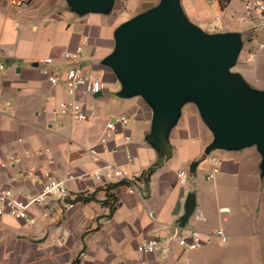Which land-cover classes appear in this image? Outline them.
Returning a JSON list of instances; mask_svg holds the SVG:
<instances>
[{"label":"crops","instance_id":"obj_1","mask_svg":"<svg viewBox=\"0 0 264 264\" xmlns=\"http://www.w3.org/2000/svg\"><path fill=\"white\" fill-rule=\"evenodd\" d=\"M159 1L113 0L78 11L68 0H0V188L22 197L38 191L49 172L71 194L70 206L49 198L31 207L33 222L0 216V264H264V150L257 144L216 147L218 135L191 96L156 133L155 108L141 94H126L125 81L108 64L119 54V28ZM233 1L177 4L186 22L203 31L220 15L214 32H242L228 71L239 76L245 92L264 95V30L254 10L240 19L247 14L244 0H238L237 21L228 23ZM78 47L80 55L70 63L64 53ZM46 57L61 75L77 65L102 81L96 94L77 92L85 120L51 113L67 95L62 82L52 85L38 70ZM118 115L127 118L125 127L104 130ZM106 164L127 178L92 175ZM189 193L195 206L183 227L219 228L226 239L214 237L186 251L175 245L166 258L142 252L144 238L166 236L180 225ZM78 194L88 199L74 200Z\"/></svg>","mask_w":264,"mask_h":264},{"label":"water","instance_id":"obj_2","mask_svg":"<svg viewBox=\"0 0 264 264\" xmlns=\"http://www.w3.org/2000/svg\"><path fill=\"white\" fill-rule=\"evenodd\" d=\"M78 11L101 9L113 0H68ZM116 58L111 68L125 81L126 94H141L167 126L181 99L193 97L207 124L217 133L216 147L257 144L264 150V95L247 93L236 74L238 44L221 32H206L184 19L177 0H160L117 32ZM195 206L193 193L179 217L184 226Z\"/></svg>","mask_w":264,"mask_h":264},{"label":"built area","instance_id":"obj_3","mask_svg":"<svg viewBox=\"0 0 264 264\" xmlns=\"http://www.w3.org/2000/svg\"><path fill=\"white\" fill-rule=\"evenodd\" d=\"M245 10L247 11L245 16H241L240 19L244 20L250 10H254L257 13V18L260 21L258 29L264 30V0H244ZM221 17L216 15L208 28V32H214L220 27ZM80 55L79 47L74 51H66L64 58L70 63L75 62ZM53 59L51 57L43 58L39 61L37 68L41 74L46 76L47 81L56 85L62 82L66 98L59 100L57 108L52 110L54 115H66L73 120H85L87 114L83 108L82 102L79 100L77 92L82 90L87 94H96L103 89L102 81L95 77L91 73H86L77 65H69L65 70V73L61 75L56 70L52 69ZM5 68V62L0 60V70ZM127 118L124 115L113 116L109 118L104 126V130L117 131L125 127ZM99 138L101 142L105 141L103 132ZM90 152H93L92 147L88 148ZM28 155V154H26ZM127 160H132L130 154L127 155ZM20 158H15L14 162H19ZM214 164H219L217 158H212ZM0 167H4V163L0 162ZM92 175L96 178L105 177L108 180H116L127 178L126 171L114 164H106L99 168H96ZM186 172L184 170H178V176L185 177ZM128 192H134V187L128 188ZM49 198H56L63 202L65 206L71 204L67 202V199L71 198L66 185L62 180H57L49 172L43 174V181L38 191L24 195L22 197H15L12 191L8 188H0V216L8 215L12 218L28 219L33 222V219L29 215V210L33 206L44 204ZM46 213H43L45 215ZM219 237L222 240L226 239L224 232L216 228L210 232H202L195 228L185 229L183 226L176 225L172 231L166 236L153 235L148 238H144L139 245V249L145 253H152L162 258H166L172 251L175 245L183 248L184 250H193L204 244L209 243L212 238ZM140 264H146L140 262Z\"/></svg>","mask_w":264,"mask_h":264},{"label":"rangeland","instance_id":"obj_4","mask_svg":"<svg viewBox=\"0 0 264 264\" xmlns=\"http://www.w3.org/2000/svg\"><path fill=\"white\" fill-rule=\"evenodd\" d=\"M221 0H219V3H220ZM222 4L224 5L225 3L222 2ZM233 4H236L237 6H231L230 7V12L226 14V19H227V22L228 23H231V22H235L237 21V18L241 15V10H242V4L237 0V1H233ZM240 4H241V7H240ZM226 5V4H225ZM107 6V5H105ZM246 25V24H244ZM225 34L231 36L238 44V51H240L241 49V46H242V41H243V38H242V32L241 31H225ZM235 64V62L233 63ZM180 248L181 250H184L183 248L179 247V246H175V248ZM186 251V250H184Z\"/></svg>","mask_w":264,"mask_h":264},{"label":"trees","instance_id":"obj_5","mask_svg":"<svg viewBox=\"0 0 264 264\" xmlns=\"http://www.w3.org/2000/svg\"><path fill=\"white\" fill-rule=\"evenodd\" d=\"M228 1L229 0H221L220 1V5L223 6L222 2L227 3ZM193 167H194V164L191 165V169H193ZM119 183L122 184V182H119ZM79 199L87 200L88 198L87 197L86 198L85 197L83 198L82 196H80V194H78L74 200H79Z\"/></svg>","mask_w":264,"mask_h":264}]
</instances>
